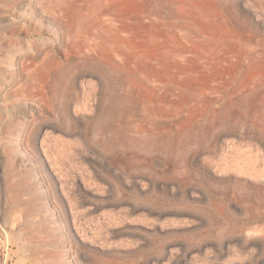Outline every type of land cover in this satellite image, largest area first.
<instances>
[{"label": "rangeland", "instance_id": "obj_1", "mask_svg": "<svg viewBox=\"0 0 264 264\" xmlns=\"http://www.w3.org/2000/svg\"><path fill=\"white\" fill-rule=\"evenodd\" d=\"M9 18L34 34L2 45L0 264H264V0Z\"/></svg>", "mask_w": 264, "mask_h": 264}, {"label": "bare ground", "instance_id": "obj_2", "mask_svg": "<svg viewBox=\"0 0 264 264\" xmlns=\"http://www.w3.org/2000/svg\"><path fill=\"white\" fill-rule=\"evenodd\" d=\"M12 12V11H11ZM19 15L21 16V14L19 13ZM27 15V14H26ZM24 16V15H23ZM23 16L21 17L22 19H23ZM31 17V14H28V19ZM26 18V17H25ZM10 20V22L8 23V21H7V23H8V26H9V28H8V30H7V32H8V34L6 35V37L5 36H0V64L3 62H7L4 58H1V52L3 51L4 52V49H3V44H8L9 45V43L10 44H12V43H14V42H20L19 41V39H17V38H12L13 37V32L11 31V28L13 29V27H15L16 28V30H22L21 28L22 27H20L19 26V24H23L25 27H24V31H25V34L26 35H29V37L32 35V34H34V32H32V31H30V29L27 27V24L25 23V19L24 20H20V19H18V18H9ZM28 19H26V21L28 20ZM14 28V29H15ZM34 40V39H33ZM33 40H30V39H28V42L29 41H31V42H33ZM55 42V41H54ZM46 49V48H45ZM6 50V53L4 54L5 56H8V54L11 52L10 50H8V48H6L5 49ZM27 52V51H26ZM26 55L28 54V52L27 53H25ZM34 54V53H33ZM32 54V56L34 57V55ZM29 55H31V54H29ZM16 57V56H15ZM23 57V56H22ZM25 57V56H24ZM36 57H37V55H36ZM28 58V57H27ZM24 60V59H23ZM22 60V61H23ZM73 62V61H72ZM59 63V62H58ZM51 65V64H50ZM1 68V67H0ZM43 126V125H42ZM40 127V126H39ZM43 129H44V127H42ZM38 132V131H37ZM38 134V133H37ZM38 137V136H37ZM47 146V145H46ZM46 148V147H45ZM39 151V150H38ZM44 151H47V150H44ZM46 154H47V152H46ZM48 154H50V153H48ZM47 154V155H48ZM49 156V155H48ZM51 157V156H50ZM47 162V161H46ZM53 164V163H52ZM46 165V164H45ZM47 167H48V165H47ZM54 167V166H53ZM53 167H52V169H53ZM43 168V167H42ZM45 170H47V169H45ZM52 171V170H51ZM50 174V173H49ZM51 175V174H50ZM59 177V176H58ZM59 180V179H58ZM54 181V180H53ZM57 181V180H56ZM59 182H61V181H59ZM54 185V184H53ZM61 186H62V184H61ZM61 189V188H60ZM54 193V192H53ZM66 193V192H65ZM59 194V193H58ZM69 195V194H68ZM67 198V197H66ZM70 199V198H69ZM71 200H73V199H71ZM70 200V201H71ZM69 201V200H68ZM73 202V201H72ZM74 203V202H73ZM64 205V204H63ZM62 205V206H63ZM74 205V204H73ZM70 206V205H69ZM70 209V208H69ZM75 211H76V209H74ZM73 210V211H74ZM33 211V210H32ZM73 211H72V213H73ZM77 212V211H76ZM79 212H81V211H79ZM66 213V212H65ZM83 213V212H82ZM66 214H68V213H66ZM73 215V214H72ZM77 216H78V214H76ZM103 215V214H102ZM106 215H108L107 213H106ZM64 216V215H63ZM74 216H75V214H74ZM110 216V215H109ZM76 217V216H75ZM79 217V216H78ZM108 217V216H107ZM46 218V217H45ZM105 217H103V219H104ZM76 219V218H75ZM79 219V218H78ZM106 219V218H105ZM66 220H68V219H66ZM43 221V220H42ZM69 221V220H68ZM38 222V221H37ZM70 222V221H69ZM7 224V223H6ZM22 224V223H21ZM75 224V223H74ZM68 226V225H67ZM71 226V225H70ZM77 226V225H76ZM75 227V226H74ZM68 228V227H67ZM68 231V230H67ZM86 231H87V229H86ZM89 231V230H88ZM87 231V232H88ZM29 232V231H28ZM41 232V231H40ZM43 232V231H42ZM69 232V231H68ZM80 232V231H79ZM78 232V233H79ZM81 232L83 233V231L81 230ZM86 232V233H87ZM90 232V231H89ZM70 233V232H69ZM77 233V234H78ZM92 233V232H91ZM6 234V233H5ZM80 234V233H79ZM71 235V234H70ZM88 235H89V233H88ZM88 235H87V238L89 239V237H88ZM90 235H92V236H95V234L93 233V234H90ZM89 235V236H90ZM12 236V235H11ZM10 236V237H11ZM73 236V235H72ZM85 236V235H84ZM97 236V235H96ZM7 237V236H6ZM77 237V236H76ZM91 237V236H90ZM8 238H9V236H8ZM96 238V237H95ZM97 238H98V236H97ZM91 239H93L92 237H91ZM7 240V239H6ZM96 240V239H95ZM77 241V240H76ZM90 242H92V241H90ZM100 242V241H99ZM13 243V242H12ZM94 243V242H93ZM96 243V242H95ZM210 257V256H209ZM211 258V257H210ZM207 260H208V258H207Z\"/></svg>", "mask_w": 264, "mask_h": 264}]
</instances>
